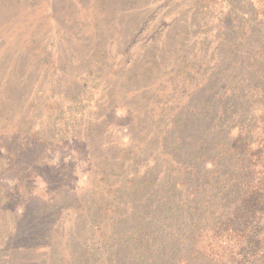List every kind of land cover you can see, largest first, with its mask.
Masks as SVG:
<instances>
[{
  "label": "trees",
  "instance_id": "obj_1",
  "mask_svg": "<svg viewBox=\"0 0 264 264\" xmlns=\"http://www.w3.org/2000/svg\"><path fill=\"white\" fill-rule=\"evenodd\" d=\"M186 1L193 20L161 26L153 38L161 45L145 43L138 55L147 64L140 73L150 65L167 69L164 51L173 52L177 69L169 86L162 82L141 96L147 103L134 119L141 131L131 148L110 152L102 142L107 131L122 128L128 139L132 117L118 110V122L110 123L114 113L106 112L113 109L108 102L114 91L93 81L104 69L88 67L86 57L81 63L63 60L62 74L72 80L60 100L50 96L57 80L49 88L39 84L40 94H47L44 133L35 117L17 113L14 91L11 102L4 101L8 81L0 79V138H6L0 139V155L11 170H35L43 157L28 156V150L51 141L56 131L85 147L90 141L88 152L98 161L92 191L67 202L79 217L80 233L66 236L62 224L57 237L49 233L44 227L56 206L47 213V203L32 211L36 218L24 231L0 239V263L7 257L9 264H264V0ZM144 26L128 30L133 41ZM192 37L199 41L195 57L180 45ZM133 45L121 50L128 56ZM100 46L98 52L108 58L105 43ZM94 55H88L91 62ZM37 63L44 72L56 69ZM25 96L29 110L39 115L30 93L23 102ZM93 100L97 103L90 104ZM4 198L9 194L0 193V207ZM26 212L31 213L29 205L22 215Z\"/></svg>",
  "mask_w": 264,
  "mask_h": 264
},
{
  "label": "rangeland",
  "instance_id": "obj_2",
  "mask_svg": "<svg viewBox=\"0 0 264 264\" xmlns=\"http://www.w3.org/2000/svg\"><path fill=\"white\" fill-rule=\"evenodd\" d=\"M126 3L127 6L122 0H0V79L8 81L4 84V101L10 103L8 96L14 91L16 95L13 101L17 105V113H27L31 118L35 117L36 124L39 123L43 133L48 131V127L42 125L46 120L44 117H48L44 103L47 94H40L39 84L43 83V89L46 86L49 88L51 82L57 80L52 87L54 90H50V96L53 100H60L61 91L70 87L72 80L62 74L60 66L63 60L78 58L77 63H81L80 57H86L88 67L92 63L104 69L105 74H95L96 79L93 81L100 83L107 90L114 91L113 98L108 102L113 109L106 112V117L110 112L114 113L108 116L110 123L118 122V110L129 112L132 117V120H129L132 122V128L128 131V139L122 136L124 128L119 131L106 130L108 137L102 140L103 144L110 152L136 145L141 126L139 127L134 119L136 115H142L141 107L147 103L142 101L141 96L148 95V90L154 89L162 82L163 86H169L173 81L171 73L177 69L176 61L172 57L173 52L164 51L160 57L166 60L167 67L161 64L167 69L148 64L150 66L146 73H140V68L147 64L141 59L137 60L138 55L145 43L161 45L162 41L153 39L156 31L162 32L161 26L185 21L187 18L193 20L194 12L189 10L186 0H127ZM167 19L170 22H165ZM144 23L146 29L133 41L128 35V30ZM155 25L157 28L153 27ZM122 29L123 33L119 35V30ZM70 30H74L76 34H71ZM82 35L84 38H81ZM103 42L105 46L102 48L107 51L108 58H103L101 50L98 52ZM133 42L134 45L129 50L130 55H125L121 50L122 46H130ZM36 45L40 48L36 49ZM180 45H183L181 50L186 54L188 51L191 57H195V52L199 50V41L193 37L189 38L186 44ZM21 47L27 49L26 53L20 51ZM92 52L95 55L92 56L91 62L88 55ZM70 55L76 56L67 58ZM102 61L105 62L104 65L101 64ZM37 62L56 69L54 72H44ZM189 68L191 69V66ZM179 77L182 82L186 75L182 71ZM27 92L31 95L28 96L31 100L30 106L38 108L39 115L35 110H29L26 96L23 102L21 97ZM67 102L70 104L71 100ZM92 103L97 101L93 100L90 104ZM20 106L25 107L21 112L18 111ZM136 124L137 129L134 130ZM54 134L50 135L51 141H38L37 147L28 150V156L43 157L38 164L40 166L37 165L33 171L23 168L25 171L19 174L20 167L11 170V166L0 155V193L4 196L9 194V198H4L0 207V239H4L9 233L24 231L27 224L36 218L32 211L47 203L46 212L56 206L52 222L44 227L49 229V233H54L57 237L56 231L60 232L61 224V232L66 233V236L74 237L80 233L77 228L79 217L72 212L67 202L92 191L98 174L97 155L88 152L89 147L93 148L90 141L89 147H85L83 142H77L73 137H61L58 131ZM5 139L4 137L1 141L6 142ZM25 174H30V178L25 179ZM27 205L31 208V213L22 215ZM19 214L23 217L16 220L15 217ZM4 230L8 233L3 234ZM33 257L27 256L26 259ZM8 261L9 259L4 257L0 264H9Z\"/></svg>",
  "mask_w": 264,
  "mask_h": 264
}]
</instances>
